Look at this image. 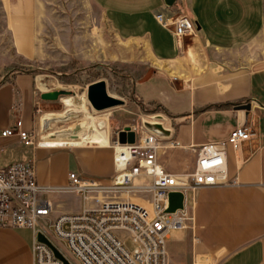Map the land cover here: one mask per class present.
Wrapping results in <instances>:
<instances>
[{
    "label": "crops",
    "instance_id": "1",
    "mask_svg": "<svg viewBox=\"0 0 264 264\" xmlns=\"http://www.w3.org/2000/svg\"><path fill=\"white\" fill-rule=\"evenodd\" d=\"M49 1L0 0V131L18 118L32 130L35 107L45 104L41 93L53 89L44 86L38 69L69 64L71 58L129 68L135 81L132 101L139 108V103L159 105L169 118L167 136L178 145L162 150L159 160L171 172L193 169L190 146L224 141L247 124L255 136L238 151L228 148V174L237 183L188 191L187 227L170 231L167 264H264V0H176L167 11L164 0H88L104 13L120 50L113 42L102 48L91 35H80L85 20L78 18L76 29L69 16L56 21ZM161 11L186 13L197 34L177 39L156 19ZM74 30L79 34L72 35ZM248 104L249 110L236 108ZM150 123L164 125L159 118ZM138 126L121 127L113 140ZM89 144L96 143L48 140L31 148L0 135L3 152L16 154L0 163L34 158L37 180L45 186L67 185L71 172L108 185L115 173L114 149ZM49 197L52 219L77 212L60 209L57 193ZM33 241L30 228H0V264H33Z\"/></svg>",
    "mask_w": 264,
    "mask_h": 264
},
{
    "label": "built area",
    "instance_id": "2",
    "mask_svg": "<svg viewBox=\"0 0 264 264\" xmlns=\"http://www.w3.org/2000/svg\"><path fill=\"white\" fill-rule=\"evenodd\" d=\"M168 9L166 7V11ZM171 13L168 16L163 11L158 12L156 19L177 39L197 34L195 22L186 13ZM44 84L48 86L47 82ZM135 133L134 143H120L117 137L112 142L115 173L110 185L71 172L67 185L45 186L37 180L34 158L9 165L0 163V228L34 231L33 264H63L49 245L38 239V233L71 264H167L170 231L187 227L188 191L236 184V179L228 174V148L238 151L244 142L255 136L247 124H242L224 141L190 146L195 154L194 167L191 172L180 174L167 170L159 160L162 149L176 147V141L149 129L146 123ZM0 135L17 137L25 147L42 146L35 131L25 129L19 118L13 126L2 129ZM2 152L0 148V154ZM171 191L185 194L184 211L165 213ZM60 192H74L84 203L94 199L97 204L52 219L54 204L49 195ZM100 192L113 199L100 198ZM133 192L141 193L148 207L137 201L117 198V195ZM125 238H131L135 247H127Z\"/></svg>",
    "mask_w": 264,
    "mask_h": 264
},
{
    "label": "rangeland",
    "instance_id": "3",
    "mask_svg": "<svg viewBox=\"0 0 264 264\" xmlns=\"http://www.w3.org/2000/svg\"><path fill=\"white\" fill-rule=\"evenodd\" d=\"M48 5L54 8L53 15L56 21H66L69 16L70 24L75 29L77 28L75 22L78 18L85 20V22L81 21V25L78 26L81 28L80 30H83L82 33L80 32V35L82 34L84 37L91 35L90 37L95 42H98L102 48L106 47V43L108 42H113V47H117V50H120V48L123 47L115 38L104 13L100 12L97 7L94 6V4L89 3L88 0H51L48 2ZM74 33L79 34V31L74 30L72 35H74ZM73 54V51H70V55L72 56ZM72 59L74 60V63H72ZM69 61H71L69 64L57 65L53 68H46L41 65L42 68L38 69V75L43 83H48L49 90L50 88H53L52 90L68 89L73 91L74 95L70 97L77 98L76 100H79L78 102L83 101L85 108L81 109L82 111L73 112V118L61 120L57 116L59 114H65L67 111H71L72 108L75 109L78 105L76 100L71 104H67L63 100L68 96H63L57 101H45V104L42 106L37 105L34 110V124L32 130H34L39 137L40 143L54 138V132L70 125H75V131L81 130L80 122L83 119V116L86 118V121L88 120L90 122L93 120L95 123L97 121L98 127L101 126L100 128L103 129L107 128L110 138L108 144L110 145L113 144L112 142L113 138L116 136V132L126 125L138 124L139 126L135 129V132L138 133L140 126H142L143 123L147 124L159 118L166 128H170L171 123L168 116L162 111H159L156 105L146 106L147 109H142L138 107L136 101H132L134 98L133 87L135 81L129 77V75H131L129 68H124L123 66L118 65V63L115 64L114 61L106 62V64L81 63L79 60H77L79 62H75V58H71ZM98 81H105L107 92L111 96L123 100V104L103 111L94 109L88 97V89L91 84ZM159 116H161V118ZM37 123H39L41 127H39ZM43 128L45 129L43 130ZM14 156H16V154L13 153L11 149H6L0 154V158L2 157L1 159L3 162L11 160ZM187 163L190 164V161ZM191 171L192 170L188 168L184 173H189ZM57 195L58 198L56 199V202L60 203L59 208L66 212L69 210H75L78 212L83 209L84 206L93 208L97 204L94 199L87 200L84 203L80 197L79 200L64 192L57 193ZM187 195L188 199H191V193L188 192ZM123 197H128L125 200L130 199L132 201H137L148 207V204L143 200L141 193H124ZM124 242L130 249L135 247V243L131 238H125ZM61 244L66 246L64 240H61Z\"/></svg>",
    "mask_w": 264,
    "mask_h": 264
},
{
    "label": "water",
    "instance_id": "4",
    "mask_svg": "<svg viewBox=\"0 0 264 264\" xmlns=\"http://www.w3.org/2000/svg\"><path fill=\"white\" fill-rule=\"evenodd\" d=\"M176 0H164V3L167 7H173ZM74 92L68 89H55L52 91H45L42 92L40 98L43 101H57L61 99L63 96H72ZM88 97L89 100L94 107V109L98 111H103L112 107L119 106L123 104V100L118 99L114 96H111L107 92V85L105 81H98L89 86L88 89ZM237 109H246L249 110L251 105H237ZM146 126L149 129L157 130L162 132L164 135L169 134V130L166 129L162 124H151L147 123ZM136 133L135 131L125 129L117 134V139L120 143H134L135 142ZM185 210V194L182 191H171L168 193V206L165 210L167 214H175L178 211ZM38 239L42 242H45L49 245V247L54 252V255L60 259L63 264H71L61 252L48 240L46 239L41 233H38Z\"/></svg>",
    "mask_w": 264,
    "mask_h": 264
},
{
    "label": "bare ground",
    "instance_id": "5",
    "mask_svg": "<svg viewBox=\"0 0 264 264\" xmlns=\"http://www.w3.org/2000/svg\"><path fill=\"white\" fill-rule=\"evenodd\" d=\"M77 98L73 97H66L64 98V102L67 104H71L73 101H75ZM77 101V100H76ZM79 101V100H78ZM77 107L74 109L72 108L71 111H67L65 114H59L57 117L59 119H71L73 118V112L76 111H82L81 109L85 108V104L83 101L78 102ZM83 114V113H82ZM77 117V116H76ZM155 117V116H154ZM86 118L83 116V119L81 120V130H74L75 125H70L64 129L58 130L54 132V138H51L50 140H53V143H61V144H71L75 146H81L86 143H96V144H108L109 142V135L108 130L98 127L97 121L96 123L92 121H86ZM88 119V118H87ZM39 127H41L40 124H38ZM45 128H43L44 130ZM55 141V142H54ZM43 142V141H42ZM47 142V141H46ZM46 142L41 143L42 146H46ZM59 147H71V146H59ZM104 193L100 192V198H103ZM124 195L120 194L117 195V198L120 199V197ZM120 196V197H119ZM123 197V196H122ZM113 199V198H112ZM124 199V198H121Z\"/></svg>",
    "mask_w": 264,
    "mask_h": 264
},
{
    "label": "trees",
    "instance_id": "6",
    "mask_svg": "<svg viewBox=\"0 0 264 264\" xmlns=\"http://www.w3.org/2000/svg\"><path fill=\"white\" fill-rule=\"evenodd\" d=\"M139 104H140V106H141L142 109H147V107H146L144 104H142V103H139ZM156 106H157V109H158L159 111L162 110V112H163V109H162L161 106H159V105H156Z\"/></svg>",
    "mask_w": 264,
    "mask_h": 264
}]
</instances>
